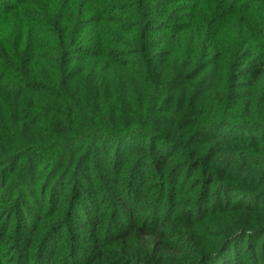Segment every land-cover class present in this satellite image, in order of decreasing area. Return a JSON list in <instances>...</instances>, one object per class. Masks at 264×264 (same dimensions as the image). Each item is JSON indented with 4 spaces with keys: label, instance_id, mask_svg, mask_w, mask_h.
Returning a JSON list of instances; mask_svg holds the SVG:
<instances>
[{
    "label": "trees",
    "instance_id": "1",
    "mask_svg": "<svg viewBox=\"0 0 264 264\" xmlns=\"http://www.w3.org/2000/svg\"><path fill=\"white\" fill-rule=\"evenodd\" d=\"M0 264H264V0H0Z\"/></svg>",
    "mask_w": 264,
    "mask_h": 264
}]
</instances>
